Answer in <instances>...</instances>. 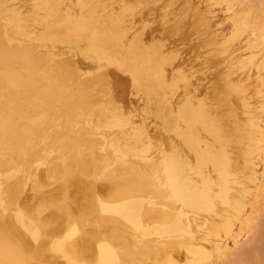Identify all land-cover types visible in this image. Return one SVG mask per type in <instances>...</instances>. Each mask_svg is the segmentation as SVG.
Masks as SVG:
<instances>
[{"label":"rangeland","instance_id":"1","mask_svg":"<svg viewBox=\"0 0 264 264\" xmlns=\"http://www.w3.org/2000/svg\"><path fill=\"white\" fill-rule=\"evenodd\" d=\"M255 2L254 0H246V3L245 0H233V3L229 0H0V29L3 30L5 34L13 30H21L23 36L29 40L28 45L25 44L24 48L17 51L19 59L24 61L28 59L31 60V63L35 62L34 64L43 63L47 59L48 47L51 46V42H53L52 39L54 38L43 37V24H41L43 18L38 11L40 7L47 3H49L50 6L57 5L60 8L70 6L73 15L79 14L80 10L78 8H82L88 12L87 16L90 18V25L97 24L98 30L104 38L115 32V36L118 34L119 37L130 41L127 43L129 47H134V49H139L151 55H154V52H158L155 54L156 56L161 53L164 55V71L167 76L166 78L164 73L163 76L166 79L165 83H169L170 85L173 83V93L170 100L172 108L177 107L176 104H180V101L183 102L184 100L189 101L190 104H201L204 107L207 118L204 117L206 123H204L205 128H203V133H207L206 135H198V133L195 135L198 129V121L189 126H185L182 120L179 121L181 127L185 126V130L190 128L189 136L183 134L184 137L182 138L178 134L168 131L170 129L167 126L163 127L158 123L159 120L156 116L157 110L156 112L151 110V102L150 100L148 101L149 98L145 95V92L142 94L141 90L134 88V86L136 87L134 83L133 87L130 86L133 80L126 71L113 63H108L104 66V63L101 65L94 62V65L92 62L90 63L92 65H90L89 61L84 56L81 57L77 52L78 49L75 48V46L78 43L69 42L67 40H71L73 37L70 36L68 32H65L64 24H60L61 31L57 33L56 37L58 39L55 38L57 39L55 42H58L57 44L59 45L57 47L59 53L56 54V56L62 59V64L61 66L58 64L54 65L50 60V68L53 70V74L56 78L59 76L62 79L65 76L60 74L61 68L63 71H66V68L67 71H71V73L66 72V77L61 83L62 88L67 90L70 96H73L71 99H76L74 95V93L77 92L75 87L76 81L85 80L87 84L86 90L95 105L103 101L108 107L110 104V108L117 106L121 109L122 105L124 109L122 112L124 113L125 124L119 132H115L116 134H114L113 137L109 136V145H105L106 141L104 138H100L98 148L100 149L102 145L108 146V148H110V145L119 148H132L150 137V141L148 142L150 152H148L147 155L152 157L155 153L160 155L161 148L163 149L167 146L169 149H172V144L178 143L177 149L182 147L183 152L185 150L189 157L188 160L191 156L195 163H200L204 166L205 173L203 178L209 182H214L211 190L212 197L210 196L213 208L211 209V207H209V213H207V209H195L192 207L191 203H188L187 206L181 203L189 210L186 211V214L189 216L191 215L195 220V222L192 220V225H195L194 223H196V220L197 223L201 221V225L196 223V226L197 228H199V226L203 228L201 229L203 231L201 232V230L191 226L189 219L184 217V226H186L187 230L190 227L192 231L184 232L188 235V237L183 236V238H185L181 245H184V247L177 245V248H175L173 245H171V247L166 244L165 247L160 249H167L166 253L162 251L164 255L158 250V260L160 259V262L164 261V264L165 261L171 263L169 261L170 258L172 264H176V262L179 264H188V262L189 264H264V131H261V129L264 128V19H262L263 21L261 18L259 19L262 15L260 16V14H258L260 3L261 6H263L264 0H255ZM249 7L252 8V11L250 10L251 13L248 10L250 9ZM75 10H78L79 13ZM230 13L239 17L236 21V27H233L229 19H227V15ZM261 13L263 14V12ZM6 23L7 25H5ZM255 27L257 28L255 29ZM243 35L244 37H242ZM232 40H234V42ZM229 42L232 44L231 46ZM227 44H229V47ZM246 47H248V49ZM253 49L255 52L252 51ZM11 57L12 56L8 55V53H0V123L4 124V127L7 126L6 128H15L18 132V136L20 132H22L24 136L20 138L5 137L0 131V211L4 209V200L8 199L10 202L16 204L15 207L11 208L17 209L25 218L36 220L39 215L48 216L49 208L43 206V199L58 192V188L55 186L54 182H59L63 175L62 169H60L53 171L55 172V178L52 179L50 177L51 171L53 170L52 165L50 167L51 162L37 165L36 161L43 160L41 143L47 140L40 136V132H44L47 125L33 128L28 118L33 119L31 115H34L36 110L42 109L45 110L46 113L52 109L59 114L60 110L56 109L54 106H58L62 102L60 101V97L58 98L53 94H50L48 97H39L33 93V91L36 90L27 91L26 84H30V81L27 79L28 76L21 75V72L26 70L27 63L23 61L11 65ZM158 57L159 59L155 56H149L150 60L155 58L156 60L162 59L160 55H158ZM255 59L256 61H254ZM233 60L234 62L236 61V64L233 63ZM79 62H81L80 67H78ZM247 64H249V67ZM251 67H253V71H251ZM259 67L260 69H258ZM37 68L38 66H33L34 70ZM92 68L93 70L91 73ZM108 68L110 73L112 71L114 78L106 71ZM173 70H175L174 74H172ZM235 70L237 72H235ZM3 71H8L15 77L18 75L22 84L16 85V90L12 87V90H14L12 91L4 84L6 77L1 74ZM81 72L82 77L80 76ZM172 75L173 77H171ZM175 79L177 80L175 81ZM182 84L185 86L184 88ZM177 85H179L180 88ZM108 88L111 90H108ZM96 89L98 92L95 94L94 91H96ZM112 90L113 92L110 93ZM103 92L104 95H101ZM139 96L141 98H139ZM101 97L103 99L98 102ZM94 98L96 102H94ZM146 98H148L147 101ZM107 100L109 104L106 103ZM172 103H174V105H172ZM105 120L109 119L97 118L94 124L100 125L105 123ZM256 122H259V124H256ZM135 127L145 131L143 134L145 137H141L140 139L137 138L132 145H127L126 142L131 141L130 139L126 141L127 136L130 132L134 130L137 132L138 130L134 129ZM48 131L50 132V130ZM254 132H257V135H255ZM97 134H100V132ZM134 135L135 134H133V136ZM101 140H103V144ZM204 140L208 143L210 142V145L208 144L207 146L208 149L211 150L212 159L214 158V154H217L219 150V153L227 159L223 161V163L228 166L225 168L229 173L228 175L222 174L218 181L212 164L210 165V161L207 160L206 162L203 158L204 154L202 149L207 148L204 145ZM3 148L9 149V156L4 155ZM49 149L55 152L53 143ZM108 157L113 158L114 155L108 153ZM250 168V176L254 174L255 178L251 176L250 179ZM114 171L118 173L120 171L119 166L114 167ZM35 172L37 173L36 177L38 179L33 175ZM193 172L194 171H191V173ZM194 174L196 173L194 172ZM4 176L9 186H16L19 192L16 198H11L8 195L6 191V187L8 186L1 181V177ZM33 182L41 185L40 193L34 190ZM102 182L103 181L99 180L98 184ZM96 190L99 192V198L104 200L108 199L109 196L105 193L106 191H101L98 187ZM5 194H7V196H5ZM66 194L74 196L77 200L78 197H81V190H79L77 185L71 184L68 186ZM216 197L218 198L217 201H220L216 202ZM230 200L232 202H229ZM254 200L256 202L255 205ZM262 200L263 202H261ZM72 203L75 202L72 201ZM211 204L209 206H211ZM252 204L253 206L250 207ZM225 205H228L227 208ZM250 208L252 210L251 212L249 211ZM217 209H219L220 212L217 211ZM236 209H238L239 212ZM227 210L231 212H227ZM199 212L201 217L199 216ZM202 212L203 214L205 212V215L202 216ZM195 213H198V215H195ZM72 214L76 215L74 211H72ZM207 214L210 218L209 220ZM174 217L176 218V216ZM258 217L260 220H258ZM57 219L64 220L65 218L60 217ZM172 219L173 220L170 219L169 223L165 224V226L175 220L174 218ZM49 220L51 225L54 220ZM160 221H162L161 216H157V213H154L153 217L150 219L145 218L144 224L140 222L141 226L138 224V227L140 229L143 228L142 234L146 236L145 233L153 229L155 224H162ZM239 221L241 222L240 226L238 225ZM242 221L244 223L243 226H241ZM247 222L248 224L246 225ZM205 224H207L208 227H205L207 226ZM88 226L87 224L86 227L88 228ZM204 228L209 232L206 230L204 231ZM215 228H217L216 232ZM65 229L67 228L63 226L62 229L56 232L57 234H50L49 232L47 234L56 237L62 235ZM220 229L222 230L221 232ZM131 231V228L128 229L126 232L127 235L125 233L123 236L129 239L132 234ZM231 231L234 232V236H231L233 234ZM197 232L201 233L199 234ZM203 232L204 236L207 234L206 236H209L211 240L206 236V238H203ZM219 232L222 236L219 235ZM190 233L192 236L189 235ZM193 233L199 234L198 237L196 234L193 235ZM209 233H211V235ZM229 234L231 236L230 238ZM193 236L200 239L196 241L197 239L195 237L193 238ZM232 237L234 240L231 239ZM235 238H238L237 241H235ZM123 239L124 237L113 238L110 244L111 247L109 248L110 251L114 252V256H111L112 259H119V256L123 254ZM186 239L187 242L190 241L192 245L187 243L185 241ZM194 239L196 243L199 242L200 244L198 243L197 246L194 245ZM206 239H208L209 242ZM200 240L205 241L203 244L206 243L209 247L205 244L204 246ZM225 242L226 244H224ZM201 244L202 246L200 247ZM211 244L214 247L213 249ZM168 246L174 252H170ZM182 247L186 249L185 254ZM197 248L200 249L198 252L199 256L196 251L198 250ZM192 251H196V254H193ZM221 251H224L225 254L224 252L221 253ZM233 251L234 253H232ZM189 252L191 253L189 254ZM159 253L163 258L159 256ZM165 254L166 257L169 255V258H166ZM191 254L196 257H194L196 262L194 259L192 260L193 256ZM82 257L84 256L82 255ZM199 257L202 262L201 260L199 261ZM182 258L184 260L186 258L185 262ZM84 260L92 262L93 258L91 257L89 259L84 257Z\"/></svg>","mask_w":264,"mask_h":264},{"label":"bare ground","instance_id":"2","mask_svg":"<svg viewBox=\"0 0 264 264\" xmlns=\"http://www.w3.org/2000/svg\"><path fill=\"white\" fill-rule=\"evenodd\" d=\"M229 1L233 3V0H229ZM260 6H259V11L258 9L257 11L258 14H260V16L262 15L261 17H259V19L261 18L262 20L264 19V11H263L264 4L263 6H261L262 9ZM249 8L250 9L248 10L252 11V8L251 7ZM78 9L80 10V13L78 12V10L77 11L75 10L77 13H79L77 15H73L70 6L60 8L57 5L50 6V4L47 3L46 5L38 9L41 17L43 18L41 21V24H43V31H42L43 32L42 34H44L43 37L54 38L52 39L53 42L50 41L51 46L53 48L51 46L48 47V52H47L48 56L43 63L34 64L35 62L31 63V60L26 59L25 61L27 63L26 64L27 68L24 72H21V75L28 76L27 79L30 81V84H26L27 91L36 90L33 91V93L39 97H48L50 94H53L58 98L60 97V101L62 103L58 106H54L56 109L60 110L59 114L53 111L52 109L47 113L45 110L42 109V110H36L34 112V115H31L33 119L31 118L28 119H30L33 128H37L38 126L44 127L47 125V127L45 128L46 130L44 132H40V136L47 140L41 143V149H42L41 154L43 155V160L36 161L37 165L41 163L51 162L50 167L52 165L53 170L51 169L52 171L50 177L52 179L55 178L54 176L55 172L53 171H57L60 169H62L63 177L59 182H54L55 186L58 188V192L43 199V206L45 208H49L47 217L39 215L36 218V220H30L28 218H25L17 209L11 208L16 206L15 203L10 202L8 199L4 200V204H3L4 209L3 211H0V264H164V261H162L163 262L162 263L159 261L160 259L158 260V250L165 247L166 244L169 246L173 245V247L175 246V248H177V245H181L182 242L184 241L183 239L185 237H188V235H186L184 232L192 231L190 227L187 230L186 226H184V217L186 219L187 218L189 219L191 226L197 228L196 226L197 220L196 223H194L195 225H192V220L194 219L191 215L189 216L188 214H186V211L189 210L186 209L187 207L185 206H187L188 203H191L192 207H194L197 210L207 209V213H209L208 211V209H210L209 207H211V209L213 208L211 204L212 201L210 196L213 187L212 184L214 182L213 181L209 182L203 178V175L205 173L204 166H202L200 163L199 164L195 163L191 158V156L190 159L188 160L189 157L186 154V151L184 150L183 152L182 147L177 149L178 143L172 144L173 145L172 149H169L167 146L166 148L163 149L161 148L160 150L161 154L159 155L155 153L154 156L152 157H149L147 155V153L150 152L148 145V142L150 141L149 139L150 137L148 136H147L148 138H146V141H141L139 144H137L132 148H128V147L119 148L117 146L112 147L111 145L110 148L104 145L100 146L101 147L100 149L98 148L99 146L98 143L100 141V138L102 139L104 138V140L106 141L105 145H109V140H108L109 136L113 137V135L119 132V130L125 124L124 113L122 112V110L124 109L122 105H121V109L120 107L118 108L117 106L114 108L112 107L110 108V104L107 100L106 103L109 104L108 107L107 104H104L103 101H101L103 99L102 98L103 96L98 100V102L100 101L101 102L98 105H95V103H93L92 99L89 97V93L86 90L87 84L85 80L76 81L75 87L77 90L76 93H78V94L74 93L76 99H71V97L73 96H70L68 91L62 88L61 83L66 77V72L71 73V71L70 70L67 71V68L66 71H63V69L61 68L60 74L65 76L62 79L59 76H57L56 78L53 74V70L50 68L51 65L50 60L54 65L58 64L59 66H61L62 64L61 62L62 59H59L56 56V54L59 53L57 48L59 45L57 44L58 42H55L58 39L56 37L57 33L61 31L60 24H64L63 26L65 32H68V34L73 37L71 38V40L69 39L67 40L69 42L78 43L75 46V48L78 49L77 52L79 53V55H81V57L84 56L89 61V64L93 62L92 64L95 65L94 62H96L101 65L104 63L105 66V64L113 63L119 66L120 68H122V70L126 71L133 80L130 86L133 87V83H134V85H136V87L134 86V88H136L137 90H141L142 94L143 92H145V95L149 98V99L146 98V101L148 99V101L150 100L151 102V110L155 112L157 110L156 116L158 117L159 120L158 123H160L161 126L163 127L167 126L170 129L168 131L174 132L183 138L184 137L183 134L189 136L190 128L185 130V126L195 124L198 121L197 123L198 129L196 130L195 135H197V133L198 135H202L204 134L203 133L204 131L203 128H205L204 123H206L204 117L207 118V114L205 112L204 107L201 104L198 105L190 104L189 101H185V100L183 102L180 101V104L178 103L179 105L176 104L177 103L176 102L175 104L177 105V107L173 106L175 108H172V106L170 105L171 104L170 100L172 98L171 95L173 93L172 90L173 83L171 85L169 83H165L166 79L163 76L165 73L164 71L165 57L162 53L157 54L156 56L155 54L158 52H154L153 53L154 55H151L150 53L141 51L139 49H134V47H129L127 46V43H129L130 41L125 38L119 37L118 34L117 36H115V32H113L112 35H108L107 37L104 38L103 36H101V32L98 30L97 24L90 25V18L87 16L88 12L82 8H78ZM248 10L246 9L247 12ZM261 12H263V14ZM238 18L239 17L233 15V13L227 15V19H229L233 27L237 26L236 21L238 20ZM5 25H7V23ZM256 28L257 27H255V29ZM242 37H244V35ZM232 41L234 42V40ZM28 43L29 40H27L26 37L23 36V32L21 30H13L8 34H5L3 30L0 29V53H8V55L12 56L11 65L24 61L22 59H19L17 51L20 50L21 48H24L25 44L28 45ZM229 44L230 46L232 45L230 42ZM229 44H227L228 47ZM246 48L248 49V47ZM252 51H254V49ZM158 55H160L162 59L158 60L159 59ZM149 56H155L158 59L156 60L155 58L150 60ZM148 60H150L151 62ZM254 61H256V59ZM80 63L81 62H79L78 67H80L81 65ZM233 63L236 64V61L234 62L233 60ZM34 65L38 66L36 70L33 69ZM247 65L249 67V64ZM109 68L108 70L106 69V71H108L109 75H112V71L110 70L111 71L110 73ZM251 68H252L251 71H253V67ZM258 69H260V67ZM92 70L93 68L91 69V73ZM237 71L235 70V72ZM174 72L175 70H173L172 74H174ZM1 74L6 77L4 84L8 86V88H10L11 90L12 87L16 90V85L22 84L21 79H19L20 77L18 75H16L15 77L11 75L8 71L7 72L3 71ZM81 75L82 72L80 76ZM88 75H89V71H88ZM111 77L114 78L113 75ZM171 77H173V75ZM176 80L177 79H175V81ZM110 83L112 84L111 80ZM177 86L179 87V85ZM105 87H106V82H105ZM184 87L185 86L183 85V88ZM109 89L110 88H108V90ZM94 92L96 94V92H98L97 89ZM111 92H113V90L110 91V93ZM101 95H104V92L101 93ZM140 96L139 98H141ZM94 102H96V100ZM172 105H174V103H172ZM97 118L99 119L108 118L109 120H105V123H102L100 125H95L94 121ZM180 120L183 121L182 123L185 126L181 127V125L179 124ZM256 124H259V122H256ZM6 127H4V124L0 123V131L5 137L20 138L24 136L22 132H20V135L18 136V132L15 130V128H6ZM254 127L253 130L255 131ZM134 129H138V130L137 132L135 130L130 132V134L127 136L126 141L127 139L131 140L130 142H126L127 145H132L137 140V138L140 139L141 137H145L143 136L145 131L139 129L138 127H135ZM263 129H261V131H264ZM48 130H50V132ZM98 132H100V134H97ZM254 133L255 135H257L256 134L257 132ZM133 134L135 135L133 136ZM101 141L103 144V140ZM206 142L207 141L204 140V145L207 148L202 149V152L204 154L203 158L206 160V162L207 160L210 161V165L212 164L214 172L216 174V179L218 181L220 180L222 174L228 175L229 173L228 170L225 168L228 166H226L225 163H223V161H226L227 159L224 158L223 155L219 153L220 150L218 151L217 154H214L213 156L214 158L212 159L211 150L208 149L207 146L208 144L210 145V142L209 143L207 142V144ZM52 143L55 152L49 149ZM3 153L5 156H9L10 151L7 148H3ZM108 153H112L114 157L109 158ZM116 166H119L120 168V171L118 173H115L114 171V167ZM191 171H194L196 174H194V172L191 173ZM250 173H251V168H250L249 176ZM36 174L37 173L35 172L33 175H35L36 177ZM251 176L253 177L254 174H252ZM253 178H255V176ZM36 179L38 178L36 177ZM99 180L103 182L101 184H98ZM1 181H3L4 184L8 186L6 187V191L8 192V195L11 198H16L19 194L16 186H9L5 176L1 177ZM71 184L77 185L79 190H81V197H78L77 200L75 199L74 196H69L66 194L68 186ZM40 187H41L40 184L33 182V188L37 193L41 192ZM97 187L101 191L104 192L106 191L105 193H107V195L109 196L107 200L98 197L99 192L96 190ZM5 196H7V194H5ZM217 199L218 198L216 197L215 199L216 202L220 201V200L217 201ZM72 201H74L75 203H72ZM229 202L232 201L230 200ZM261 202H263V200ZM181 203H183L185 206ZM210 204L211 206H209ZM255 204L256 202L254 203V205ZM227 206L228 205H225L226 208ZM252 206L253 204L250 207ZM236 210L238 211V209ZM72 211H74L76 215H73ZM217 211H219V209H217ZM249 211L250 212L252 211L251 208ZM227 212H231V211L227 210ZM154 213H157V216H161L162 221L160 222H162V224L160 225L155 224L153 226V229L148 231V233H145L146 234L145 236L144 234H142L143 228L140 229L138 227V224L140 226H141L140 222L144 224L145 218L150 219L151 217H153ZM196 214L198 215V213H195V215ZM201 215L202 216L205 215V212L204 214L202 212ZM174 216H176V218ZM199 216H200V212H199ZM60 217H63L65 219L64 220L57 219ZM248 217L250 218L249 214ZM172 218H174L175 220L172 221V223L165 226V224L169 223L170 219L173 220ZM49 219L54 220L51 223V225L49 223L50 222ZM209 219L210 218L208 216V220ZM258 220H260L259 217ZM229 221L231 222L230 219ZM240 223L241 222L239 221L238 224L239 226ZM87 224L89 225L88 228L86 227ZM243 224L244 223L242 221L241 226H243ZM247 224L248 222L246 223V225ZM199 225H201V221ZM63 226L67 229H65L62 235L53 237L47 234L48 232L50 234H54V233L57 234L56 232L62 229ZM205 227H208V225ZM130 228L132 230L131 231L132 234L130 238L127 239L126 236H123V234H125ZM197 229L201 230L203 228H200L199 226V228ZM216 229L217 228H215V232ZM205 230L206 228H204V231ZM202 231L203 230H201V232ZM221 231L222 230L220 229V232ZM191 233L189 235H191ZM197 233L195 234L198 237L200 233L199 234ZM195 234L193 233V235ZM209 234L211 235V233ZM230 234H229V238L231 236H234V232L231 236ZM183 236L185 237L183 238ZM205 236L203 232V238L206 237L209 238V236L206 237ZM115 237H124L122 243L123 254L119 256V259L117 258L112 259L111 256H114V252L109 250V248L111 247L110 244L113 238ZM194 237L197 239L196 241L200 239L197 238L196 236H193V238ZM209 239L211 240V238ZM231 239H233V237ZM237 239L235 241H237ZM206 240L208 241V239ZM185 241L187 242V239ZM196 241L194 239L193 242H195L194 245L197 246L199 242L196 243ZM200 241L202 244L203 242H205L202 240ZM187 243H190V241ZM215 243H216V238H215ZM190 244L192 245V243ZM202 244L200 245V247L202 246ZM204 244L206 245V243ZM224 244H226V242ZM169 246H168V250L172 252L173 250H171ZM181 246L184 247V245ZM206 246L209 247L208 244ZM211 247L212 249L214 248L212 244ZM165 250L164 249L160 250V253H162V251L166 253L167 249L165 248ZM183 250L185 251L184 252L185 254L186 249ZM196 251L198 253L200 249ZM196 251L194 252L192 251V253L196 254L195 253ZM223 252L224 251H221V253ZM164 253L162 254L164 255ZM190 253L191 252H189V254ZM232 253H234V251ZM82 255L85 258H89V259L92 257L93 261L92 262L85 261ZM159 256L162 255L160 254ZM194 257L195 256H193L192 260L194 259ZM200 257H199V261L201 260ZM166 258H169V255ZM182 260L185 262L186 258L185 260L182 258ZM169 261L171 263L165 261V264H172L171 258ZM176 264L179 263L176 262Z\"/></svg>","mask_w":264,"mask_h":264}]
</instances>
